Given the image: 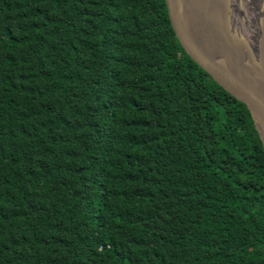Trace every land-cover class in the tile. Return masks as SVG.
<instances>
[{
  "label": "trees",
  "instance_id": "obj_1",
  "mask_svg": "<svg viewBox=\"0 0 264 264\" xmlns=\"http://www.w3.org/2000/svg\"><path fill=\"white\" fill-rule=\"evenodd\" d=\"M0 264H264V148L165 0H0Z\"/></svg>",
  "mask_w": 264,
  "mask_h": 264
},
{
  "label": "water",
  "instance_id": "obj_2",
  "mask_svg": "<svg viewBox=\"0 0 264 264\" xmlns=\"http://www.w3.org/2000/svg\"><path fill=\"white\" fill-rule=\"evenodd\" d=\"M165 5L187 56L246 104L264 148V0H165Z\"/></svg>",
  "mask_w": 264,
  "mask_h": 264
},
{
  "label": "bare ground",
  "instance_id": "obj_3",
  "mask_svg": "<svg viewBox=\"0 0 264 264\" xmlns=\"http://www.w3.org/2000/svg\"><path fill=\"white\" fill-rule=\"evenodd\" d=\"M237 13H238V12H237ZM239 15H240V14H239ZM241 28L244 30L243 32L247 33V30H246L245 26H241ZM246 44H247L250 48L253 47V44L251 43V41L248 42V43L246 42ZM247 45H246V48H247L248 51H250ZM243 50H244V49H243ZM247 54H248V53H247ZM247 54H246V55L243 54V55L246 57ZM248 59H249V55H248ZM251 67H252V66H251Z\"/></svg>",
  "mask_w": 264,
  "mask_h": 264
}]
</instances>
